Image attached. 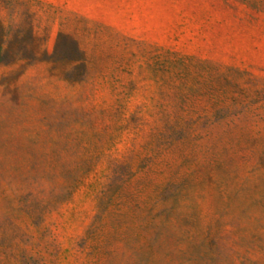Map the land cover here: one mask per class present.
<instances>
[{"label": "rangeland", "instance_id": "rangeland-1", "mask_svg": "<svg viewBox=\"0 0 264 264\" xmlns=\"http://www.w3.org/2000/svg\"><path fill=\"white\" fill-rule=\"evenodd\" d=\"M0 264H264V0H0Z\"/></svg>", "mask_w": 264, "mask_h": 264}]
</instances>
